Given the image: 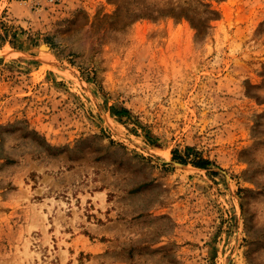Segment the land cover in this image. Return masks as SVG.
<instances>
[{"label": "rangeland", "instance_id": "1", "mask_svg": "<svg viewBox=\"0 0 264 264\" xmlns=\"http://www.w3.org/2000/svg\"><path fill=\"white\" fill-rule=\"evenodd\" d=\"M0 264H264V0H0Z\"/></svg>", "mask_w": 264, "mask_h": 264}, {"label": "trees", "instance_id": "2", "mask_svg": "<svg viewBox=\"0 0 264 264\" xmlns=\"http://www.w3.org/2000/svg\"><path fill=\"white\" fill-rule=\"evenodd\" d=\"M174 158L178 159L179 162H181V163H186L187 162L185 159L177 158L176 155H174ZM206 164H207L206 162H201V161L193 162V165L196 166V167H204Z\"/></svg>", "mask_w": 264, "mask_h": 264}]
</instances>
